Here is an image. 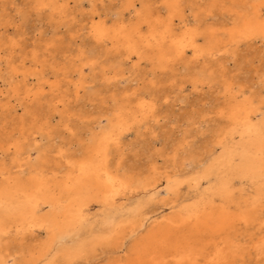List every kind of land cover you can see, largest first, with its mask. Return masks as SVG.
<instances>
[{"label": "bare ground", "instance_id": "obj_1", "mask_svg": "<svg viewBox=\"0 0 264 264\" xmlns=\"http://www.w3.org/2000/svg\"><path fill=\"white\" fill-rule=\"evenodd\" d=\"M88 1L93 7L88 33L99 47L72 56L69 48L59 46L65 65L55 66L52 77L36 70L43 65L38 51L29 60L30 69L19 55L17 64L8 61L7 77L2 75L1 82L11 89L2 105L8 111H16L14 100L34 106L54 93L48 105L54 111L65 108L66 99L59 95L63 83L73 86L76 100L81 93L96 97L110 91L111 109L105 123L96 121L75 156L58 148L56 158L63 160L59 167L47 166V148L27 145L35 131L24 119L16 136L8 135L0 144L2 153L14 154L10 167L0 165V264L9 258L11 264H264V76L255 89L246 91L222 75L227 55L244 45H264V0H159L161 7L125 0L112 18L96 13L94 2L104 0ZM186 1L195 9L192 20L185 16ZM70 2L35 0V9L48 11L64 24L71 15ZM215 9L221 17L211 21ZM10 45L14 52L20 49V43ZM55 48L47 42L41 55L54 50L57 57ZM110 50L124 60L110 59L101 68L105 81L93 91L85 70L92 71L100 54ZM127 63L133 68L145 63L153 73L169 74L179 65L194 91L223 81L226 100L217 114L227 124L215 134L217 147L209 145L202 153L206 161L190 145L183 151L180 172L144 180L130 175L121 162L113 163V150L135 126L159 122L151 93L110 87L111 81L132 80L124 77ZM184 100L186 96L180 97ZM188 120L191 124L196 117ZM45 121L49 125L48 117ZM37 133L44 136L41 128ZM31 151L37 153L32 162ZM157 171L152 164V174ZM162 183L163 194L158 189ZM184 185L187 192L179 200ZM156 202L162 204L151 209ZM38 233L44 235L39 243L9 248L12 240L20 243L35 234L38 238ZM17 251L21 256L13 257ZM100 253L109 254L96 262Z\"/></svg>", "mask_w": 264, "mask_h": 264}, {"label": "rangeland", "instance_id": "obj_2", "mask_svg": "<svg viewBox=\"0 0 264 264\" xmlns=\"http://www.w3.org/2000/svg\"><path fill=\"white\" fill-rule=\"evenodd\" d=\"M141 1L157 7L160 6L159 0H136V4L140 6ZM212 1L207 0V3L210 4ZM219 1L221 2V0ZM124 2L125 0H104L102 3L95 1L94 7L96 13L106 18H112L114 12L123 7ZM91 4L88 0L82 2L71 0L69 5L71 15L67 21L63 22L64 24H61L58 18H51L48 11H37L35 0H0V56L2 58L0 63V90L4 93L0 95V144L5 142L8 135L13 137L19 131V121L24 119V122L30 126L29 128H33V131H35V134L29 137L27 145L31 149L47 148L48 154L50 151V157L47 158L49 159L48 167H57L63 164V160L56 158L58 148H62V151L67 149V155L75 156L80 144H86L90 129L95 130L96 121L99 119L102 124L105 123V117L111 109L109 101L111 92L100 93L96 97L82 96L83 93H81V98L76 100L73 86L63 83L59 95L61 94L66 99L65 108L60 106L58 111H54L52 105H48L50 97H56V93H54L49 94L50 97L34 106L25 102L20 105L19 102L14 100L12 105H15L16 111H8L2 105L11 96V89L6 81L2 83V75L5 74V77H7V72L10 71L8 61L10 62L13 59L17 64L20 61L19 55L25 58L27 61L26 66L30 69L31 63L29 60L33 57V52L38 51V60L42 61L43 65L36 70L40 69L44 74L48 73L50 75L49 73L53 71L55 66L65 65L63 56L58 50L59 46L69 48L68 51L73 54L72 56H77L81 51H87L92 47H99V44L92 41L93 39L88 33V20L93 8ZM190 5L191 3L188 1L184 4L185 16L188 20L193 19L195 12L193 5L189 8ZM160 10L161 13L165 12L164 8H160ZM213 13L215 16L211 21H217L221 17L219 9L213 10ZM47 40L52 41L53 45L55 44L57 47V49L55 48V52L58 54L57 57H53L54 50L53 53L46 54L45 57L41 55L44 44L50 42ZM16 42L20 43V49L14 52L10 44ZM106 52L100 54L102 55L99 59L100 63L92 71L85 70L89 86L94 87L93 91L95 88L98 89L102 80L105 81L102 79L101 68L108 66L106 64L110 59L124 60L123 57L111 50ZM221 61L223 62V60ZM223 64L226 67L222 75H225L227 80L235 81V87H238L239 84L246 91L255 89L258 86L255 85L256 82L261 79L262 75L264 76V45L261 42H256L252 46H241L235 53L227 55ZM124 67L126 69L124 70V77L132 80L121 81L118 84L111 81L110 87L118 85L119 88L129 87L138 89L141 92L151 93L157 103L156 111L159 122L151 121L145 126H135L125 137L124 143L118 149L113 150V163L121 162L124 170L137 177L138 180L149 177L151 179L159 177V173L164 174L167 172L172 175L176 171L180 172L183 155L185 156L183 151L191 149L190 145L192 146L191 150L199 156H202L205 148L209 145L213 148L217 147L215 145V134L227 124L225 123L226 120L220 118L217 114V111L226 100L221 93L223 82L221 79L217 80L211 87L194 91L191 83L187 81L188 78H183L185 72L179 65L174 68L175 71L172 74H169V72L153 73L151 71L152 66L145 63H141L134 68L131 63H127ZM215 69L218 70L217 67ZM217 73L218 77L221 78L222 75L219 72ZM111 75L112 73H108V76ZM31 78V81L35 79L34 77ZM71 78L74 81L77 80L76 74H73ZM176 80L182 82V85H179V87L174 86L173 83ZM150 82H154V85H151ZM182 86L185 87V90L181 93L179 89ZM182 96H186V100L180 101ZM102 97L107 99L105 103L101 99ZM64 110L65 113H63ZM191 116H195L196 120L190 124L188 118ZM46 117L50 120L47 126L45 123ZM38 127L42 129L43 137L37 133ZM29 128L26 127V130ZM176 153L177 156H175ZM36 154L35 151L30 152L31 162ZM13 156L12 152L2 153L0 151V165L10 167ZM25 156L23 154L21 157ZM202 161H206V156H202ZM152 164L158 167V174H152ZM23 176L25 177V175ZM163 186L162 183L158 187L161 194L164 193ZM186 192L187 189L184 185L180 190L178 199L182 200ZM160 203L162 204V202H156L151 206V209H158ZM97 208L95 207L94 211ZM100 212L101 210L98 213L100 214ZM39 234L38 238L35 234V236L29 237L20 243L12 240L9 248L13 250L17 246L18 248L21 246L26 248L30 244H37L40 241L39 238L44 237L43 233ZM108 254L100 253L96 262L103 261ZM12 256L18 258L21 253L17 251ZM11 263L12 260L9 258L7 264ZM74 264L83 263L77 262Z\"/></svg>", "mask_w": 264, "mask_h": 264}]
</instances>
